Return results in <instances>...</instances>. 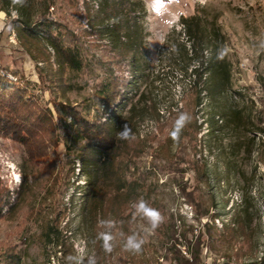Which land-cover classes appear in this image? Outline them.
<instances>
[{"label": "rangeland", "instance_id": "obj_1", "mask_svg": "<svg viewBox=\"0 0 264 264\" xmlns=\"http://www.w3.org/2000/svg\"><path fill=\"white\" fill-rule=\"evenodd\" d=\"M102 1H18L9 14L0 11L6 25L0 35V65L40 87L36 69L44 66L25 54L11 21L25 12L33 20L47 15L79 39L76 46L84 63L81 72L64 73L69 88L64 97L58 93L57 98L93 115L111 74L129 77L116 55L123 45H110L103 34V27L111 22L101 10ZM128 1L140 2L135 11L140 27L137 48L146 64L138 89L129 93V101L117 112L131 130L130 151L137 153L131 157L132 175L127 177L143 183L144 194L149 195L144 201L160 211L164 221L155 231H146L150 225L134 205L131 232L120 237L114 230L115 249L109 261L174 264L166 245L177 240L176 247L190 259L186 246L196 239L199 264H264V150L256 132L258 126H264V0ZM181 17L198 18L207 56L213 33L222 38L231 66V90L216 102L201 94V104H195L190 76L195 63L188 58L191 43ZM36 93L53 111L54 96L48 90ZM227 106L243 108L252 125H226L218 113L216 123L210 125L213 110ZM182 113L191 120L174 141L170 133ZM18 154L0 140V181L10 193L11 204L26 181L16 211L0 220V250L13 249L23 264H40L47 256L53 264L88 261L94 250L82 217L86 180L81 178L78 164L71 172L70 158L60 145L51 157L52 172L39 163L23 172ZM7 211L5 205L2 214ZM53 218L58 219L59 229L71 245L65 254H56L52 245L45 248L41 240L44 225ZM134 234L143 240L139 252L125 247ZM103 261L102 256L100 263Z\"/></svg>", "mask_w": 264, "mask_h": 264}, {"label": "trees", "instance_id": "obj_2", "mask_svg": "<svg viewBox=\"0 0 264 264\" xmlns=\"http://www.w3.org/2000/svg\"><path fill=\"white\" fill-rule=\"evenodd\" d=\"M18 1L27 4L32 0H0V11L9 14ZM139 4V1L129 3L128 0L101 2V10L111 22L110 26L103 27L105 32L103 34L108 38L110 45H123L119 50L116 48L120 52L116 55L123 71L129 77L120 78L111 74L100 91L101 101L93 115L69 103L67 99L60 101L57 98L58 93L64 97L66 89L69 88L64 82V73L81 72L84 63L76 46L79 39L77 40L74 35L65 31L60 23L48 18L47 15H39L33 20L31 15L25 12L20 19L11 21L12 30L25 54L33 62L44 66L36 69L40 87L25 79L23 75L0 65V140L16 148L23 172L38 163L43 168H51L49 170L52 172L54 169L51 167L53 164L51 157L60 145L70 158L71 172H74V166L78 164L80 176L86 180V188L82 194V217L90 229L89 237L93 245L92 258L95 259V264H101L102 256L103 264H113L109 260H112L114 255V240L111 241L112 250L108 252L102 246L100 233L110 231L113 236L114 230L117 229L120 237L129 235L133 206L141 198L143 200L149 198L148 194H144L143 183L127 177L132 175L131 157L137 155L131 152L128 146L132 135L129 139H121L118 135L126 125L122 115L117 113L118 109L123 108L129 101V93L138 89V82L143 77V67L146 64L138 56L137 48L140 27L135 11L139 9ZM180 22L191 43L189 61L195 63L190 71L195 104L197 106L201 104V94L216 102L219 97L231 90V66L222 38L218 33H213L214 42L211 43L207 56V46L203 43L204 35L199 27L198 18L181 17ZM221 51L224 52L223 58L218 59ZM9 75L16 77V80L11 79ZM36 90L41 92L48 90L54 96L51 100L53 111L37 95ZM214 106L218 107L216 104ZM217 113L221 115L226 125L230 123L235 126L252 125L249 114H246L243 108L230 106L218 111L213 110L208 120L210 125L216 123L214 118ZM199 131L197 127L196 134ZM256 132L262 138L259 147L264 150V126H258ZM262 156L261 153L260 157ZM262 178L264 179V174ZM25 182L24 179L19 191L16 192L15 201L11 204L10 193L0 181L1 221L16 211ZM5 205L8 211L3 215L2 209ZM102 220L112 221L113 227L109 229L102 226L100 224ZM59 225L57 218L47 221L40 237L45 248L52 245L56 254H65L71 245H68L67 238L63 235L64 230L59 229ZM170 242L166 245V250L174 264H199L197 252L199 243L196 239L193 245L189 242L186 246L190 259L176 247L177 240ZM118 260L121 263V259ZM88 261L79 264H88ZM0 264L23 263L18 253L9 247H3L0 250ZM40 264L53 263L47 256Z\"/></svg>", "mask_w": 264, "mask_h": 264}, {"label": "clouds", "instance_id": "obj_3", "mask_svg": "<svg viewBox=\"0 0 264 264\" xmlns=\"http://www.w3.org/2000/svg\"><path fill=\"white\" fill-rule=\"evenodd\" d=\"M224 55V52L221 51V53L218 55V59H222ZM191 117L187 113H182L178 119L175 122V126L170 133L171 138L174 141H178L180 138L181 131L183 128L190 122ZM119 137L121 139H129L131 138V130L125 125L123 126V129L120 133H118ZM136 212L147 220L150 227L146 229V231H155L164 221V217L155 208L150 207L146 201L141 198L139 202L135 205ZM100 224L102 226H105L109 229L113 227L112 221H100ZM99 238L103 241V247L106 251L110 252L112 250L111 241L113 239V236L109 232H102L99 235ZM143 244V240H140L137 238V236L134 234L132 236H129L126 241L125 247L129 250L139 252L141 249V245ZM88 264H95V259L90 258L88 261Z\"/></svg>", "mask_w": 264, "mask_h": 264}, {"label": "crops", "instance_id": "obj_4", "mask_svg": "<svg viewBox=\"0 0 264 264\" xmlns=\"http://www.w3.org/2000/svg\"><path fill=\"white\" fill-rule=\"evenodd\" d=\"M5 27H6L5 23L3 19L0 17V35L4 33ZM1 44H2V40L0 41V45Z\"/></svg>", "mask_w": 264, "mask_h": 264}]
</instances>
